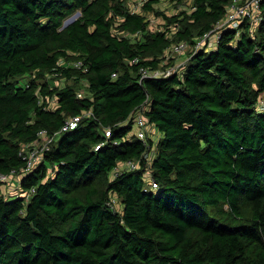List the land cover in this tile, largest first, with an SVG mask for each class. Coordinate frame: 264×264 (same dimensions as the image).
Instances as JSON below:
<instances>
[{
	"label": "trees",
	"instance_id": "16d2710c",
	"mask_svg": "<svg viewBox=\"0 0 264 264\" xmlns=\"http://www.w3.org/2000/svg\"><path fill=\"white\" fill-rule=\"evenodd\" d=\"M126 1L0 0V173L16 171L20 189L0 185V264H264V0L253 32L225 29L181 70L142 80L140 66L164 68L173 41L194 45L230 0L161 12L156 30ZM47 73L83 76L88 94ZM142 104L159 132L151 161L150 132H135ZM41 129L56 136L25 170L19 149ZM127 159L139 167L113 176Z\"/></svg>",
	"mask_w": 264,
	"mask_h": 264
},
{
	"label": "built area",
	"instance_id": "2783aa9c",
	"mask_svg": "<svg viewBox=\"0 0 264 264\" xmlns=\"http://www.w3.org/2000/svg\"><path fill=\"white\" fill-rule=\"evenodd\" d=\"M263 0H230L227 4V9L224 16L219 19L213 27H211L207 32H205L196 43L193 45V49H196L200 46L201 41H208L209 39L214 40L215 45L222 32L225 29L232 28L240 31L244 24H248L250 31H254L256 26L260 22L262 18L261 12V2ZM189 43L187 41H179L173 44V49L177 53H182L187 47ZM210 47V46H206ZM133 61H137V58L133 59ZM82 62L80 60H76L74 62V67H81ZM86 69L85 67L83 68ZM177 68L175 66H169L166 68H150L147 66H140V80L144 77H154V76H167L174 72ZM115 74V73H113ZM83 93L81 90L77 91V96H82ZM145 104L139 106L135 113V125H136V135L141 138L144 143H147V136L150 132V124L148 122L147 117L145 116ZM92 114L91 110H84L80 114L73 115L69 119L66 120L65 124L62 126L60 131L66 130L69 128H74L79 120L85 116ZM54 134H49L46 129H41L38 132V137L31 141L23 144L19 149V154L22 155L23 159L26 161L25 170L32 169L42 158L44 157V153L48 150L51 146L52 140L56 136ZM109 129L105 130V135H109ZM99 147V144L96 145V148ZM148 161H151L153 154L151 155L150 152L145 153L144 155ZM139 161L136 159H127L125 161H121L116 164L113 168L112 174L115 176L118 172H121L124 169H134L139 167ZM145 175L147 177V184L150 187L157 186L156 180L153 178L151 172L146 170ZM18 173L16 171H11L10 173H0V185L2 183L9 181L11 178H18ZM17 181V180H16ZM19 185V184H18ZM116 202V198L113 195L109 204L114 207V203Z\"/></svg>",
	"mask_w": 264,
	"mask_h": 264
},
{
	"label": "rangeland",
	"instance_id": "374dc122",
	"mask_svg": "<svg viewBox=\"0 0 264 264\" xmlns=\"http://www.w3.org/2000/svg\"><path fill=\"white\" fill-rule=\"evenodd\" d=\"M145 1L146 0H127L126 4H127L129 9L143 13L148 18V20H149L148 29L149 30H156L159 28H163V25L165 24V20L163 19L162 15L160 14L161 12H164L166 14H173V13L179 12L182 9H189L193 3V0H159L158 2L154 3V5H153L154 9L153 10H147L144 7ZM173 30H174V26L171 27V31L168 32V35L172 36ZM123 34H125V33H123ZM128 35H130V34H128ZM141 36H142V33L130 35V37L133 41L136 40L138 37H141ZM174 43H176V41H173V43L165 50V54H164L165 58L163 60V63H165L166 64L165 66H167V67L175 66L177 68V70H181L180 64L184 63L188 59L189 52H190V50H192L193 44L189 43L188 47L182 53H177L173 49ZM199 44H200V46H213L214 40L209 39L208 41H201ZM170 58L172 60H175V62L174 63L168 62V60ZM74 62H75V60L72 58H63L62 57L59 59V64L61 66H72V67H74ZM165 66H163V67L166 68ZM33 75L34 74H32V73L25 74V75L18 77V80L21 83H25L28 80H30V78ZM46 77L49 80L51 87L61 86L66 82L67 83H74V84L78 85V89L81 90L83 94H86V93L88 94L87 89H86L87 88V82L83 76L74 75L71 78H66L65 76L56 75L55 73H47ZM51 106H55L54 100L51 101ZM257 107L258 108H264V91H262L260 93ZM133 127L135 128V126H133ZM150 136L153 140V146L151 147V150H150V153L152 155L155 153V144H156V141L158 139V134L155 132L154 129L151 131V128H150ZM16 180H17V178H11L9 181L2 183L1 187H2L5 195L6 194L9 195V194L15 193V191L20 190L18 183H16ZM115 206L117 209L121 208V203H120L118 197L116 198Z\"/></svg>",
	"mask_w": 264,
	"mask_h": 264
},
{
	"label": "water",
	"instance_id": "95a60500",
	"mask_svg": "<svg viewBox=\"0 0 264 264\" xmlns=\"http://www.w3.org/2000/svg\"><path fill=\"white\" fill-rule=\"evenodd\" d=\"M80 11H76L73 14H71L69 17H67L64 22L63 25H67L68 23H70L71 21L75 20L79 15H80Z\"/></svg>",
	"mask_w": 264,
	"mask_h": 264
},
{
	"label": "crops",
	"instance_id": "0c3cea01",
	"mask_svg": "<svg viewBox=\"0 0 264 264\" xmlns=\"http://www.w3.org/2000/svg\"><path fill=\"white\" fill-rule=\"evenodd\" d=\"M213 46H214V45H213ZM168 61H169L170 63H174V62H175V60H172L171 58H170ZM180 65H181V68H182L183 63H181ZM150 128H151V131L154 129L155 132L158 134V137H159V132H158V130L156 129V127L154 126V124H150ZM16 183H17V181H16Z\"/></svg>",
	"mask_w": 264,
	"mask_h": 264
},
{
	"label": "bare ground",
	"instance_id": "6f19581e",
	"mask_svg": "<svg viewBox=\"0 0 264 264\" xmlns=\"http://www.w3.org/2000/svg\"><path fill=\"white\" fill-rule=\"evenodd\" d=\"M262 3V2H261Z\"/></svg>",
	"mask_w": 264,
	"mask_h": 264
}]
</instances>
